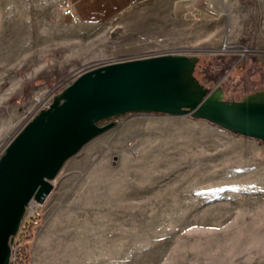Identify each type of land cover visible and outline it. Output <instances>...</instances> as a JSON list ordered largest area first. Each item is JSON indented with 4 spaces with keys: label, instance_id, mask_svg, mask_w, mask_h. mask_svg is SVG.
<instances>
[{
    "label": "rangeland",
    "instance_id": "374dc122",
    "mask_svg": "<svg viewBox=\"0 0 264 264\" xmlns=\"http://www.w3.org/2000/svg\"><path fill=\"white\" fill-rule=\"evenodd\" d=\"M260 1L199 0L196 8L182 0L176 13L175 0H156L87 29L86 45L62 48L0 20V155L44 104L98 64L172 54L198 57L200 72L221 57L227 69L212 88L225 100L262 90ZM112 121L64 163L35 208L27 264H264L262 141L190 116Z\"/></svg>",
    "mask_w": 264,
    "mask_h": 264
},
{
    "label": "water",
    "instance_id": "95a60500",
    "mask_svg": "<svg viewBox=\"0 0 264 264\" xmlns=\"http://www.w3.org/2000/svg\"><path fill=\"white\" fill-rule=\"evenodd\" d=\"M199 58L157 55L85 69L33 116L0 155V264L30 200L42 204L64 163L126 114L190 116L264 144V89L239 101L194 76ZM109 121L107 124L101 125Z\"/></svg>",
    "mask_w": 264,
    "mask_h": 264
},
{
    "label": "crops",
    "instance_id": "0c3cea01",
    "mask_svg": "<svg viewBox=\"0 0 264 264\" xmlns=\"http://www.w3.org/2000/svg\"><path fill=\"white\" fill-rule=\"evenodd\" d=\"M156 0H0V20L6 27L31 29L42 43L86 45L87 29H104L114 24L135 6ZM199 0H190L196 8ZM260 1V0H259ZM261 0L260 2H262ZM72 6V14L64 15L63 4ZM182 0H175L176 13L183 11ZM82 30V35H71L65 29ZM40 30H48L41 32ZM63 30H65L63 32ZM41 35V37H40Z\"/></svg>",
    "mask_w": 264,
    "mask_h": 264
},
{
    "label": "trees",
    "instance_id": "16d2710c",
    "mask_svg": "<svg viewBox=\"0 0 264 264\" xmlns=\"http://www.w3.org/2000/svg\"><path fill=\"white\" fill-rule=\"evenodd\" d=\"M218 65L216 68H213L212 65L210 68L201 69L198 71V64L196 66L194 76L196 79L206 88H212L217 81L220 79L223 72L227 69L225 60L221 57H218ZM264 89V88H263ZM39 224V217H32L27 220L24 225L20 228L17 238L14 241V248L16 250V261L14 264H27L29 259V248L31 240H33V229Z\"/></svg>",
    "mask_w": 264,
    "mask_h": 264
},
{
    "label": "built area",
    "instance_id": "2783aa9c",
    "mask_svg": "<svg viewBox=\"0 0 264 264\" xmlns=\"http://www.w3.org/2000/svg\"><path fill=\"white\" fill-rule=\"evenodd\" d=\"M61 11H62V13H63L64 15H71V14H72L71 12H73V11H72V6H71L70 4H69V5H66V4L64 3V4L62 5V7H61ZM54 96H55V95H54ZM54 96L52 97V101H53ZM51 103H52V102H51ZM51 103H48L47 105L44 104L43 107L41 108V110H44V109L49 108V106L51 105ZM41 110H40V111H41ZM40 111H39V112H40ZM40 206H41V204L38 203V201L33 200V199L30 200V202H29V204H28V206H27V208H26V213H24V214H25V217H24V220H23V222H22L20 228L24 225V223H25L27 220H29V219H31L32 217L38 215L37 212H36V213H33V212L37 210V209H35L36 207L38 208V207H40ZM19 231H20V229H19ZM19 231H18V233H19ZM17 236H18V234H17L16 237L14 238V241H15V239L17 238ZM14 241L12 242V245H11L10 264H14L15 261H16V255H15V254H16V250H15V248H14V246H13Z\"/></svg>",
    "mask_w": 264,
    "mask_h": 264
},
{
    "label": "bare ground",
    "instance_id": "6f19581e",
    "mask_svg": "<svg viewBox=\"0 0 264 264\" xmlns=\"http://www.w3.org/2000/svg\"><path fill=\"white\" fill-rule=\"evenodd\" d=\"M33 247H34V246H33ZM33 250L35 251V247H34ZM36 250H37V248H36ZM33 254H34V252H33ZM34 255H36V254H34ZM33 261H35V258L33 259ZM32 264H34V262H33Z\"/></svg>",
    "mask_w": 264,
    "mask_h": 264
}]
</instances>
